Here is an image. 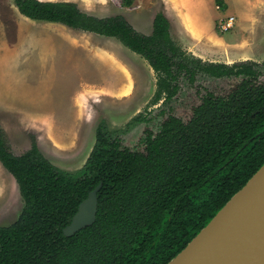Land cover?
I'll list each match as a JSON object with an SVG mask.
<instances>
[{
    "label": "trees",
    "instance_id": "16d2710c",
    "mask_svg": "<svg viewBox=\"0 0 264 264\" xmlns=\"http://www.w3.org/2000/svg\"><path fill=\"white\" fill-rule=\"evenodd\" d=\"M218 5L226 7L223 0ZM36 21L118 39L144 57L157 74L154 101L172 99L182 77L198 72L222 76L238 67L240 89L219 103L206 100L187 124L177 118L148 139L145 152L122 147L106 121L78 173L53 164L33 141L14 154L0 129V162L15 178L24 207L0 225V264H168L264 164V84L252 62L202 64L174 40L159 12L151 34L139 32L122 14L100 17L74 1L14 0ZM255 78V80H254ZM140 119V118H138ZM100 183L94 224L64 234L80 203Z\"/></svg>",
    "mask_w": 264,
    "mask_h": 264
},
{
    "label": "rangeland",
    "instance_id": "374dc122",
    "mask_svg": "<svg viewBox=\"0 0 264 264\" xmlns=\"http://www.w3.org/2000/svg\"><path fill=\"white\" fill-rule=\"evenodd\" d=\"M67 1L100 17L122 14L144 34L152 33L156 14L163 12L173 38L188 51L198 48L197 55L203 45L220 50V43L207 35H231L243 20L248 26L243 31L245 46L260 41L264 53V0H223L225 8L216 0ZM230 16L235 25L223 31L221 23ZM156 89L157 74L149 62L118 39L30 20L19 14L14 0H0V129L14 154H23L35 140L53 164L78 173L103 121L110 133L143 149L145 130L157 131L163 119L149 106ZM217 89L230 86L221 83ZM198 103L187 88L175 113L188 119ZM150 109L149 122L134 120ZM23 207L15 178L0 162V225L14 223Z\"/></svg>",
    "mask_w": 264,
    "mask_h": 264
},
{
    "label": "water",
    "instance_id": "95a60500",
    "mask_svg": "<svg viewBox=\"0 0 264 264\" xmlns=\"http://www.w3.org/2000/svg\"><path fill=\"white\" fill-rule=\"evenodd\" d=\"M95 34V33H94ZM100 183L89 192L64 228L66 236L95 223ZM264 231V164L218 211L212 220L168 264H244L231 258L235 250L252 244L251 238Z\"/></svg>",
    "mask_w": 264,
    "mask_h": 264
},
{
    "label": "flooded vegetation",
    "instance_id": "af4514ba",
    "mask_svg": "<svg viewBox=\"0 0 264 264\" xmlns=\"http://www.w3.org/2000/svg\"><path fill=\"white\" fill-rule=\"evenodd\" d=\"M151 34V33H150ZM172 34V32H171ZM173 36V35H172ZM175 40V39H174ZM176 41V40H175ZM177 42V41H176ZM178 45L191 57L199 59L202 64H225L229 66L228 68L234 66L236 63L241 62H252L257 64V67H254V70L258 73V76H256V86H260L261 84H264V70L262 67H264V56L260 58L259 60L254 59H246V60H239L234 62H227L220 59L215 58H203L192 51H188L184 49V47L177 42ZM198 70L195 79L192 83L188 81V79L182 77V81L180 80V89L176 95L172 97V99H168L166 94L159 100L154 101L153 98L149 102V106L153 108L158 109V115L163 116V119L160 123V128L155 131L151 128L145 130L144 137L142 139L141 145H143V149L140 147L133 148L132 146L128 145L125 142V139L118 134H112L115 139L118 140V143L120 145V148L126 147L129 148L132 152H145L149 142L148 139L151 136L152 138L156 137L158 133H160L165 125L166 122L171 120L172 118H177L181 120L183 123L187 124L189 123L196 115V110L201 107L206 100L213 101L214 103H219V100L221 99H229L231 95L235 94L240 87L242 86L243 82L246 79V76L244 74H235V72L240 69L238 67H235L233 69H227L228 72H226L224 75L216 77L209 74L207 71L201 70V68H196ZM223 83V85L230 86L229 90H218V86ZM189 88L192 90L196 97L198 98L199 103L193 108V113L190 118L184 119L183 117L179 116L175 113V106L176 102L180 99L182 93L186 91V89ZM157 90V89H156ZM149 107V108H150ZM153 109L149 110L148 115H144L142 112L134 117V120L137 123H147L149 122L153 117L151 115ZM140 118V119H138ZM140 145V144H139Z\"/></svg>",
    "mask_w": 264,
    "mask_h": 264
},
{
    "label": "crops",
    "instance_id": "0c3cea01",
    "mask_svg": "<svg viewBox=\"0 0 264 264\" xmlns=\"http://www.w3.org/2000/svg\"><path fill=\"white\" fill-rule=\"evenodd\" d=\"M17 8V6H16ZM18 10V8H17ZM19 12V10H18ZM19 14L23 16L24 18L30 19L24 15H22L20 12ZM32 20V19H30ZM239 25L237 27V30L234 31L233 34L224 35V34H218L215 33L216 36H209L207 35L208 38L215 40L216 42L220 43L219 45L221 46L220 50L215 51L214 48L207 47L206 45H203L204 47H199L200 53L198 54L201 57L206 58H217V57H223L227 58L230 60L227 62H234V61H239V60H246V59H254V60H259L264 56V53L261 52L259 49L260 47V41L258 43L252 44L251 46H248L244 44L243 40V31L245 30L243 20H239ZM262 29L261 27H257L256 31H259ZM240 31V33H239ZM90 33V32H88ZM259 37V35H258ZM260 38V37H259ZM218 40V41H217ZM261 40V39H260ZM262 42V41H261ZM190 50H194L193 52L197 54L198 48L192 47Z\"/></svg>",
    "mask_w": 264,
    "mask_h": 264
},
{
    "label": "bare ground",
    "instance_id": "6f19581e",
    "mask_svg": "<svg viewBox=\"0 0 264 264\" xmlns=\"http://www.w3.org/2000/svg\"><path fill=\"white\" fill-rule=\"evenodd\" d=\"M252 244L245 246L242 250H235L231 258L237 253L236 259L244 264H264V231L251 238Z\"/></svg>",
    "mask_w": 264,
    "mask_h": 264
},
{
    "label": "built area",
    "instance_id": "2783aa9c",
    "mask_svg": "<svg viewBox=\"0 0 264 264\" xmlns=\"http://www.w3.org/2000/svg\"><path fill=\"white\" fill-rule=\"evenodd\" d=\"M235 25V17L230 16L228 17L223 23H221V28L223 31H229Z\"/></svg>",
    "mask_w": 264,
    "mask_h": 264
}]
</instances>
